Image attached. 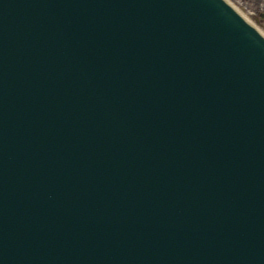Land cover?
Returning <instances> with one entry per match:
<instances>
[{"label": "water", "instance_id": "95a60500", "mask_svg": "<svg viewBox=\"0 0 264 264\" xmlns=\"http://www.w3.org/2000/svg\"><path fill=\"white\" fill-rule=\"evenodd\" d=\"M106 1L110 4L112 0ZM114 1H119L118 4L132 3L129 0ZM143 2L144 6H147V3L151 1L143 0ZM34 3L38 4V1ZM78 3L79 1L75 2V7L68 9L66 0H62L59 2V10L65 15H70ZM153 4L162 9L153 13L149 9L141 13L136 12L135 20L132 22L131 40L121 41L122 47L133 49L138 41L134 37L141 39L148 37L158 44H166L169 41L173 32L171 22L167 21L165 16L167 12L165 1L153 0ZM52 8V6L35 5L34 12L30 8L15 11L16 17L27 16L29 19L22 22V27H13L7 38H0V63L5 60L8 64L5 73L14 76L17 74L16 70H20L23 73L28 72L30 76L31 86L22 92L16 104L18 107L28 106L30 108L34 123L49 120L55 107L65 98L59 90L53 88V83L59 79L70 80L71 88L75 82L74 90L76 91L84 88L91 93L94 92L91 94L92 97H97L103 91L107 94L120 91L132 94L137 93L136 89L139 88L144 95L153 97L162 103L163 112L172 111L177 118H190L194 124H204L209 121L206 115L207 106L222 111L219 113H225L221 121H225L227 117H230L231 121L235 116L233 107L236 104L240 109L243 106L257 104L264 113L262 83L260 84L257 79L252 82L245 81L246 69L233 63L229 65L230 60H226L225 57L224 66H221L220 61L212 69L208 66L201 68L199 64L192 61L180 73L182 75L180 79L178 76L174 77L177 69L175 70L172 66L168 65L165 68L162 65L152 66L149 61L144 66L136 64L134 55L130 51L122 56L119 49L109 54V57L102 58L101 49L106 46L107 39L113 35L104 36L102 32H99L97 38L93 37L91 34L100 24L93 19L76 21L74 23L76 25L71 27L65 26L62 22L48 21ZM195 20L197 22L200 20L199 15L195 16ZM114 26L120 27V24L115 23ZM57 28L63 31L61 35L55 34ZM100 37L101 40H99ZM207 39L210 37L207 36ZM88 43L94 44L93 47L88 46ZM39 58L48 62L41 65L38 62ZM148 58L152 57L148 56ZM206 59L208 58L203 60ZM71 92L74 94L73 91ZM83 93H85L84 90ZM48 96H51V100H48ZM32 97L39 99L42 104L41 108L36 109L29 104ZM52 100L56 102L52 104ZM140 101H142L141 98ZM174 104L176 106H173ZM138 106L135 105L132 109L135 112L139 111ZM257 106L253 112L255 119L252 127L246 128L249 123L247 120L241 128L251 133H264V128L259 125L264 115ZM46 108L48 111L44 113ZM113 110H116V105L112 106L110 112L101 111L103 118H94L89 125L90 128H96L99 132L112 127L114 118L109 117V114ZM22 120L25 121V117ZM218 123L222 126L220 122ZM226 129L233 133L236 141L238 140L237 145L242 142L239 140L241 135L235 125L230 123V127L227 126ZM188 137L189 133H185L184 138ZM158 142L167 147L161 140ZM210 145L211 142L209 149ZM149 147L147 138L137 137L134 141L133 130H127L118 141L115 156H126L127 161L131 159L133 165L140 162L148 163L149 157L153 155ZM169 150L172 148L169 147ZM78 157L82 160L80 155ZM35 158L38 160L37 156ZM0 159L6 164L7 158L2 157L1 153ZM1 160L0 264H96V261L97 264H115L113 261L115 257L109 256L107 252L112 250L108 245L107 237L90 226L87 214L64 204L63 195L65 192L71 194V188L62 187L63 179H56V185L46 190L32 182L33 175L37 172L36 169H24L15 165L5 167ZM251 160L258 161L255 157ZM209 166L214 177L218 173H227L234 178L241 172L244 164L239 159L227 160L220 156L214 158ZM37 167L41 171L49 169L51 174L56 173L54 164L47 167L38 162ZM193 168L195 171L193 180L197 183L198 192L202 196H210L212 179L208 177L207 171L201 168L200 164ZM254 178L257 177L254 176ZM258 180L247 181L255 184ZM252 184H244L241 178L236 181V187L246 192V195L256 192V185ZM219 191L218 189L216 194ZM178 192L181 195V191ZM124 195L128 196L127 190ZM149 201L155 209L157 200L150 197ZM165 202L168 203V201ZM217 204L222 209L221 212L227 214L222 202H217ZM200 208L204 216L207 212V204L202 202ZM210 212L205 218L207 224L203 223L201 229L198 228L193 232L189 226L190 220H188L184 225L187 229L181 231L179 228V232L176 233L175 242L177 244H171L168 240L167 246L176 251L178 255L176 259L178 264H214L216 249H209L208 245L220 229L216 228V222L211 219ZM190 216L191 219L193 214L191 213ZM127 219L130 225L128 235L131 236L135 223L131 216ZM49 220L54 224L53 229L42 230L43 224ZM248 221L250 222V219ZM258 221L259 218H256L252 222L257 224ZM261 226L264 228V223L259 225ZM191 232H193L192 237L188 238ZM155 239L158 240L159 235L152 238L151 242ZM225 242L226 240L223 241L224 244ZM191 244H196L201 249L193 250ZM118 245L120 253L124 254L127 246L123 243ZM152 250L153 256L159 260L158 251L153 248ZM244 260L245 257L240 256L238 262L241 263ZM247 261H249L247 264H264V253L257 259Z\"/></svg>", "mask_w": 264, "mask_h": 264}, {"label": "rangeland", "instance_id": "374dc122", "mask_svg": "<svg viewBox=\"0 0 264 264\" xmlns=\"http://www.w3.org/2000/svg\"><path fill=\"white\" fill-rule=\"evenodd\" d=\"M246 19L264 34V0H228Z\"/></svg>", "mask_w": 264, "mask_h": 264}]
</instances>
